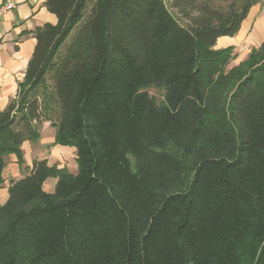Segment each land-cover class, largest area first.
I'll use <instances>...</instances> for the list:
<instances>
[{
    "label": "trees",
    "instance_id": "1",
    "mask_svg": "<svg viewBox=\"0 0 264 264\" xmlns=\"http://www.w3.org/2000/svg\"><path fill=\"white\" fill-rule=\"evenodd\" d=\"M258 2L46 1L58 20L0 111V189L45 122L78 170L11 181L0 264H264V42L232 67L216 47Z\"/></svg>",
    "mask_w": 264,
    "mask_h": 264
},
{
    "label": "crops",
    "instance_id": "2",
    "mask_svg": "<svg viewBox=\"0 0 264 264\" xmlns=\"http://www.w3.org/2000/svg\"><path fill=\"white\" fill-rule=\"evenodd\" d=\"M6 0H0V3ZM19 8L0 17V111L17 95L19 82L26 74L28 63L33 55L37 40L34 34L36 28L46 23L57 22V16L48 10L47 0H13ZM254 5L243 21L239 32L234 36H222L216 43L217 48L235 46L236 54L243 48L241 61L246 59L255 47L264 42V10L259 15ZM240 55V54H239ZM38 141H25L22 145L23 165L18 162L16 154L6 156L4 184L0 189V203H5L9 197V186L12 180H18L28 173L35 159H47L49 164L66 166L70 172L76 173V149L55 143L56 128L45 122L41 128ZM57 178H49L45 189L52 191Z\"/></svg>",
    "mask_w": 264,
    "mask_h": 264
},
{
    "label": "rangeland",
    "instance_id": "3",
    "mask_svg": "<svg viewBox=\"0 0 264 264\" xmlns=\"http://www.w3.org/2000/svg\"><path fill=\"white\" fill-rule=\"evenodd\" d=\"M258 12L256 13V15H259L261 13V11L264 10V0H259V2L257 4H255ZM172 11H174L172 9ZM243 48L240 47V53L236 54V58L234 60L231 61L229 67L235 66L237 64H239L242 59V57H240L242 54H244V52L242 53ZM236 53V51H235ZM240 54V55H239ZM245 60V59H244ZM146 91L153 96L154 98H156V100L161 103L164 101V94H165V90L161 87H157V86H150L148 88H146Z\"/></svg>",
    "mask_w": 264,
    "mask_h": 264
},
{
    "label": "built area",
    "instance_id": "4",
    "mask_svg": "<svg viewBox=\"0 0 264 264\" xmlns=\"http://www.w3.org/2000/svg\"><path fill=\"white\" fill-rule=\"evenodd\" d=\"M19 4L13 0H6L0 3V17L5 15L6 13L18 9ZM3 48V43L0 41V50Z\"/></svg>",
    "mask_w": 264,
    "mask_h": 264
}]
</instances>
